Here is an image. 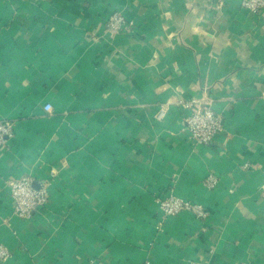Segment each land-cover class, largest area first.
<instances>
[{"label":"crops","instance_id":"1","mask_svg":"<svg viewBox=\"0 0 264 264\" xmlns=\"http://www.w3.org/2000/svg\"><path fill=\"white\" fill-rule=\"evenodd\" d=\"M220 2L0 0V121L16 131L0 144V264H264V10ZM115 12L131 24L112 36ZM181 98L225 116L211 144L189 138ZM24 175L50 181L26 219L8 185ZM171 191L208 216L161 224Z\"/></svg>","mask_w":264,"mask_h":264},{"label":"built area","instance_id":"2","mask_svg":"<svg viewBox=\"0 0 264 264\" xmlns=\"http://www.w3.org/2000/svg\"><path fill=\"white\" fill-rule=\"evenodd\" d=\"M220 4H223L221 0ZM243 7L258 13L264 10V0H241ZM131 22L125 18L121 12L111 15L107 23V31L112 36L121 34L128 30ZM179 105L188 109L187 130L189 138L200 144H211L216 136L223 131L225 126V116L218 112L209 103H202L196 99H179ZM46 111L52 110V104L46 103ZM169 111L168 104H161L156 112L158 118H163ZM15 122L12 120L0 121V144H5L10 138L15 136ZM220 182V177L215 173H209L204 180L207 188H215ZM9 193L13 202L15 214L23 219L30 218L38 209L47 205L50 192V181L45 180L36 186L30 175L14 177L8 180ZM161 210V224L170 216L178 215L182 212H190L198 218H206L208 210L202 203L191 199L183 198L175 192H170L166 196H159L156 199ZM11 256L10 248L5 244H0V262H4ZM89 264H103L101 261H91Z\"/></svg>","mask_w":264,"mask_h":264}]
</instances>
